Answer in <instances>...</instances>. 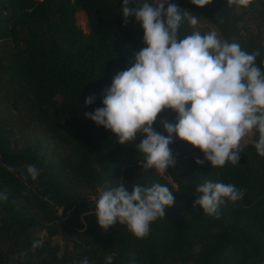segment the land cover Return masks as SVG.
Listing matches in <instances>:
<instances>
[{
	"label": "trees",
	"instance_id": "16d2710c",
	"mask_svg": "<svg viewBox=\"0 0 264 264\" xmlns=\"http://www.w3.org/2000/svg\"><path fill=\"white\" fill-rule=\"evenodd\" d=\"M152 2V0H149ZM183 9L178 0H168ZM122 0H0V264H264V156L254 147L255 129L237 164L212 167L195 163L203 153L173 136L169 145L174 167L161 175L145 169L136 145L120 144L110 130L84 116L101 107L100 93L112 77L131 67L134 53L145 45L133 17L123 23ZM83 12L87 30L74 23ZM186 11L211 22L224 38L249 53L259 51L256 65L264 71V0L247 7L210 0ZM184 10V9H183ZM193 32L181 24L183 38ZM96 94L91 105L84 99ZM164 109L153 124L167 136L161 120L175 123ZM41 171L23 179L27 165ZM15 169L10 171L9 169ZM245 188L242 199L220 206L219 217L199 205L197 186L205 181ZM124 183L166 185L175 202L165 217L150 225L144 238L126 224L101 228L95 215L100 192ZM42 230L43 236L32 229ZM61 234L63 251L52 239ZM42 247L30 251L32 241ZM24 252L26 255L21 256Z\"/></svg>",
	"mask_w": 264,
	"mask_h": 264
},
{
	"label": "clouds",
	"instance_id": "9594fccd",
	"mask_svg": "<svg viewBox=\"0 0 264 264\" xmlns=\"http://www.w3.org/2000/svg\"><path fill=\"white\" fill-rule=\"evenodd\" d=\"M252 0H227L229 5L247 7ZM203 7L210 0H191ZM123 23L130 17L139 22L145 45L134 53L131 67L117 72L111 85L100 96L102 106L84 116L110 130L120 144L133 142L144 134L136 148L145 155V169L163 175L174 167L176 157L169 147L172 134L203 153L195 163L210 162L223 167L237 164L244 146L241 141L255 129L259 138L254 147L264 156V71L255 63L259 51L243 50L239 43L222 39L216 31H193L180 37L179 29L187 21L195 26L198 17L168 0H122ZM96 94H89L84 104L91 105ZM164 109L176 113L175 123L161 120L167 136L153 128ZM15 171V169H9ZM40 169L32 164L22 170L23 179L36 180ZM199 205L209 216L219 217L221 205L243 198L246 189L231 183L205 181L197 186ZM0 192V200H7ZM175 197L160 183L129 188L124 183L102 190L95 200L99 226L107 229L119 222L137 238L149 234L150 225L165 217ZM43 240L32 241L30 251L42 247ZM26 255L22 252L21 256ZM80 264H89L87 259ZM106 264H111L107 257Z\"/></svg>",
	"mask_w": 264,
	"mask_h": 264
},
{
	"label": "rangeland",
	"instance_id": "374dc122",
	"mask_svg": "<svg viewBox=\"0 0 264 264\" xmlns=\"http://www.w3.org/2000/svg\"><path fill=\"white\" fill-rule=\"evenodd\" d=\"M180 2V5L181 7L184 9V10H187L186 9V0H178ZM198 17V20H199V23L195 26H191L192 30L195 31V30H199L202 34L203 33H207L209 31H216L218 33V35L222 38V39H225L227 40L228 42H235L233 39H230V38H224L222 37L217 28L215 27L214 24H212L211 22H209L208 20H206L205 18L203 17H200V16H197ZM74 23L79 27L81 28L83 31H86L87 30V22H86V18L83 14V12L79 9H76L74 11ZM250 135H251V132L243 138L242 142H246L250 139ZM32 232L33 234L35 235H38V236H43L44 233L42 232V230H38V229H35L33 228L32 229Z\"/></svg>",
	"mask_w": 264,
	"mask_h": 264
},
{
	"label": "water",
	"instance_id": "95a60500",
	"mask_svg": "<svg viewBox=\"0 0 264 264\" xmlns=\"http://www.w3.org/2000/svg\"><path fill=\"white\" fill-rule=\"evenodd\" d=\"M52 239L59 245L58 255L63 251V243L61 241V234H56Z\"/></svg>",
	"mask_w": 264,
	"mask_h": 264
}]
</instances>
